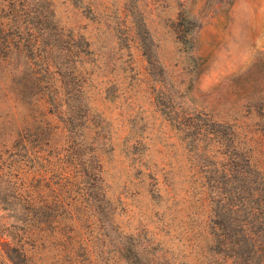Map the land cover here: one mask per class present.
Returning a JSON list of instances; mask_svg holds the SVG:
<instances>
[{
	"label": "rangeland",
	"instance_id": "1",
	"mask_svg": "<svg viewBox=\"0 0 264 264\" xmlns=\"http://www.w3.org/2000/svg\"><path fill=\"white\" fill-rule=\"evenodd\" d=\"M0 264H264V0H0Z\"/></svg>",
	"mask_w": 264,
	"mask_h": 264
}]
</instances>
